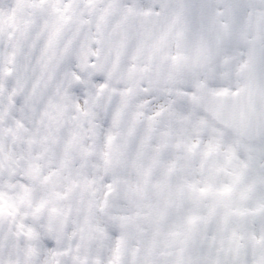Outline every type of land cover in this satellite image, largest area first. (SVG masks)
<instances>
[{"label":"clouds","instance_id":"1","mask_svg":"<svg viewBox=\"0 0 264 264\" xmlns=\"http://www.w3.org/2000/svg\"><path fill=\"white\" fill-rule=\"evenodd\" d=\"M0 264H264V0H0Z\"/></svg>","mask_w":264,"mask_h":264}]
</instances>
